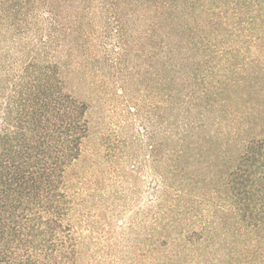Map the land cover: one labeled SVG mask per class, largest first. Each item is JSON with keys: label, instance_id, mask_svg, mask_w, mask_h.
<instances>
[{"label": "trees", "instance_id": "obj_1", "mask_svg": "<svg viewBox=\"0 0 264 264\" xmlns=\"http://www.w3.org/2000/svg\"><path fill=\"white\" fill-rule=\"evenodd\" d=\"M260 56L264 0H0V264H264Z\"/></svg>", "mask_w": 264, "mask_h": 264}, {"label": "rangeland", "instance_id": "obj_2", "mask_svg": "<svg viewBox=\"0 0 264 264\" xmlns=\"http://www.w3.org/2000/svg\"><path fill=\"white\" fill-rule=\"evenodd\" d=\"M261 58H263L264 60V56H260ZM264 78V76H263ZM261 83L260 85L256 84V87H251V88H247L246 92V96H244L246 98V100H248V102L250 104H252V106H254V108H249V110H252L254 112L260 113L261 114V118L256 120V121H245V123H255L257 126H262L264 125V79L263 80H259ZM263 87H260L262 86ZM142 95V94H141ZM243 95L240 94V92H236L234 93V100H238L242 97ZM114 104H117V107L111 108L110 111H107L108 109H106V111H104V109H100V106H95L92 111L89 114V119L91 120V125L92 127L95 129H97V126H103V127H108L111 131L113 128H120L126 133L128 132L127 130L130 129L132 123L134 122V116L128 114L127 110H124L122 108V102L124 101V99L120 96L117 95H113V99ZM109 108V107H106ZM242 110H246L248 108H241ZM241 123H244L243 121H240ZM93 129V130H94ZM96 135L94 134L92 137V142L91 141H87L85 144V150H90L91 148H93V144H95L96 141ZM90 148V149H89ZM139 179H138V189L140 187V189H142V179L144 180V176L139 173L138 174ZM140 189L138 191H140ZM132 192V189L128 190V193ZM131 194V193H130ZM141 193L137 194V201L139 206L142 205V199H141Z\"/></svg>", "mask_w": 264, "mask_h": 264}]
</instances>
